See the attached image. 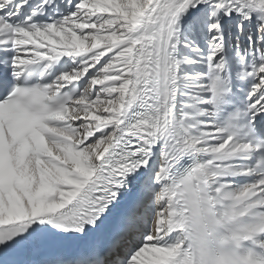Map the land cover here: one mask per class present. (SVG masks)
<instances>
[{"label":"snow or ice","instance_id":"snow-or-ice-1","mask_svg":"<svg viewBox=\"0 0 264 264\" xmlns=\"http://www.w3.org/2000/svg\"><path fill=\"white\" fill-rule=\"evenodd\" d=\"M0 264H264V0H0Z\"/></svg>","mask_w":264,"mask_h":264}]
</instances>
